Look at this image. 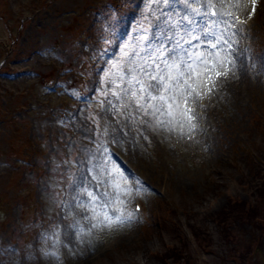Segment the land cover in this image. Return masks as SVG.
Returning a JSON list of instances; mask_svg holds the SVG:
<instances>
[{"label":"rangeland","instance_id":"obj_1","mask_svg":"<svg viewBox=\"0 0 264 264\" xmlns=\"http://www.w3.org/2000/svg\"><path fill=\"white\" fill-rule=\"evenodd\" d=\"M249 1L233 3L245 11ZM154 8L151 0H0V264H264V226L214 221L231 199L256 202L264 218V200L250 189L260 182L255 170L264 175V0L192 138L114 117L98 102L105 70L137 45ZM149 36L155 45L160 33ZM90 116L108 125L109 165L144 190L124 197L130 222L88 232L72 181L95 183L85 171L96 150ZM73 224L85 231L77 236ZM173 249L183 256L165 261Z\"/></svg>","mask_w":264,"mask_h":264},{"label":"snow or ice","instance_id":"obj_2","mask_svg":"<svg viewBox=\"0 0 264 264\" xmlns=\"http://www.w3.org/2000/svg\"><path fill=\"white\" fill-rule=\"evenodd\" d=\"M151 2L155 4L150 9L155 23L142 27L137 45L121 48L119 59L105 70L98 102L114 117L139 120L150 128L192 138L201 118L197 107H204L200 102L214 94L221 78L226 79L237 66L239 25L244 21L235 15L239 5L233 0ZM153 29L162 37H157L155 45L150 44ZM72 95L79 98L76 92ZM89 118L96 126V150L89 153L85 171L95 183H72L75 206L87 213L83 218L90 222L87 231L91 232L130 222L133 214L125 215L124 197L144 189L139 181L127 184L124 172L109 165L108 125L102 127L97 116ZM70 227L77 236L85 231L77 224Z\"/></svg>","mask_w":264,"mask_h":264},{"label":"trees","instance_id":"obj_3","mask_svg":"<svg viewBox=\"0 0 264 264\" xmlns=\"http://www.w3.org/2000/svg\"><path fill=\"white\" fill-rule=\"evenodd\" d=\"M256 172L253 173L252 179L254 184L260 181L259 184H255L254 187H251L250 189L256 193V195H259L262 199V195H264V175L258 168L255 170ZM262 202H259V205H261ZM259 206L256 202H252L251 204H248L244 201H238L231 199L229 200L226 205L220 209L218 212L214 214V221L215 224L220 228L223 229L227 225H231V223H237L242 222L244 219L248 221V224L251 226H257V227H263L264 226V218L259 215ZM194 225L190 226V230L194 234V230L198 232V229L193 227ZM196 237V235H193ZM194 237V238H195ZM183 253V250H177L173 249L168 253H163V258L165 261H167L168 258H172V261L174 260V256L176 254ZM170 254V256L168 255ZM184 254V253H183ZM161 259V261H164ZM175 261V260H174Z\"/></svg>","mask_w":264,"mask_h":264}]
</instances>
